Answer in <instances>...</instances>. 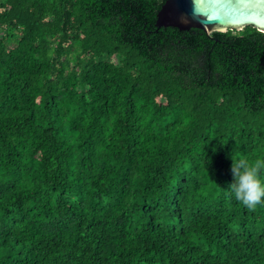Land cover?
I'll return each mask as SVG.
<instances>
[{"label": "trees", "instance_id": "trees-1", "mask_svg": "<svg viewBox=\"0 0 264 264\" xmlns=\"http://www.w3.org/2000/svg\"><path fill=\"white\" fill-rule=\"evenodd\" d=\"M165 2L0 0V264H264V32Z\"/></svg>", "mask_w": 264, "mask_h": 264}, {"label": "water", "instance_id": "water-1", "mask_svg": "<svg viewBox=\"0 0 264 264\" xmlns=\"http://www.w3.org/2000/svg\"><path fill=\"white\" fill-rule=\"evenodd\" d=\"M156 25L180 30L199 28L207 33L252 25L264 32V0H166Z\"/></svg>", "mask_w": 264, "mask_h": 264}, {"label": "clouds", "instance_id": "clouds-1", "mask_svg": "<svg viewBox=\"0 0 264 264\" xmlns=\"http://www.w3.org/2000/svg\"><path fill=\"white\" fill-rule=\"evenodd\" d=\"M231 172L233 181L227 190L239 203L249 210L264 204V159L232 158Z\"/></svg>", "mask_w": 264, "mask_h": 264}]
</instances>
